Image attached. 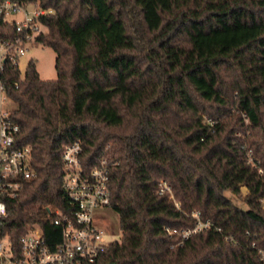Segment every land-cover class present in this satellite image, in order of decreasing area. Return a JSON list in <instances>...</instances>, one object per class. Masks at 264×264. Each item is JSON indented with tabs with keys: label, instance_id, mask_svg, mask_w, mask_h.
I'll use <instances>...</instances> for the list:
<instances>
[{
	"label": "trees",
	"instance_id": "1",
	"mask_svg": "<svg viewBox=\"0 0 264 264\" xmlns=\"http://www.w3.org/2000/svg\"><path fill=\"white\" fill-rule=\"evenodd\" d=\"M10 1L49 11L37 43L57 73L30 61L8 84L37 174L8 202L12 242L32 224L58 242L44 208L67 207L62 154L78 142L88 170L111 164L119 216L96 264H263L264 0ZM15 35L0 15V38ZM194 212L212 228L182 242Z\"/></svg>",
	"mask_w": 264,
	"mask_h": 264
},
{
	"label": "built area",
	"instance_id": "2",
	"mask_svg": "<svg viewBox=\"0 0 264 264\" xmlns=\"http://www.w3.org/2000/svg\"><path fill=\"white\" fill-rule=\"evenodd\" d=\"M48 13L32 3L10 0L0 3V15L16 29L14 37L0 38V264H96L114 243L105 240V229L95 217L97 210L111 208V164L102 159L88 170L78 142L67 146L62 154L65 171L62 189L67 207L64 210L44 208L46 218L59 229L58 242L49 244L39 224L29 225L18 244L4 231L11 213L8 202L17 198L25 185L37 176L32 166V148L21 147L17 142L20 129L13 119L15 104L8 84L15 70L19 73V82L25 81L29 62L24 67L23 61L28 47L37 43V37L43 33L40 17ZM18 14H22L21 19L7 20L8 16ZM248 155L249 162L254 164L252 152ZM165 191L171 193L170 187L162 181L159 194ZM192 217L196 225L181 232L182 242L212 228V223L202 221L200 212H194ZM52 236L55 238L57 234ZM261 260L264 264L263 253Z\"/></svg>",
	"mask_w": 264,
	"mask_h": 264
},
{
	"label": "rangeland",
	"instance_id": "3",
	"mask_svg": "<svg viewBox=\"0 0 264 264\" xmlns=\"http://www.w3.org/2000/svg\"><path fill=\"white\" fill-rule=\"evenodd\" d=\"M29 10H32V6L28 7ZM22 14L8 16V21H13L14 19H21ZM42 31H45V28L42 27ZM55 52L48 47H44L39 43H34L28 47L26 54V59L23 61L24 67L27 63L33 61L36 65L37 71L40 75V78L44 81H54L57 79V73L55 69ZM113 90H107L102 95H109ZM246 192V189H243ZM96 219H99V224H101L105 229V240L107 242L119 241L121 238L119 216L111 208L99 209L95 213Z\"/></svg>",
	"mask_w": 264,
	"mask_h": 264
}]
</instances>
